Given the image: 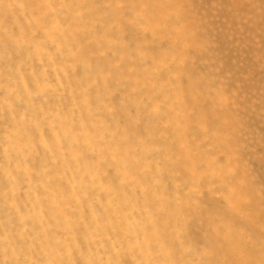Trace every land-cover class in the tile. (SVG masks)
<instances>
[{"label": "rangeland", "instance_id": "rangeland-1", "mask_svg": "<svg viewBox=\"0 0 264 264\" xmlns=\"http://www.w3.org/2000/svg\"><path fill=\"white\" fill-rule=\"evenodd\" d=\"M0 264H264V0H0Z\"/></svg>", "mask_w": 264, "mask_h": 264}]
</instances>
